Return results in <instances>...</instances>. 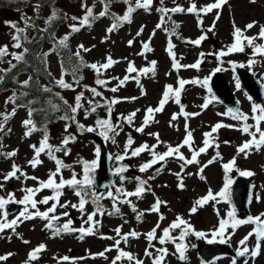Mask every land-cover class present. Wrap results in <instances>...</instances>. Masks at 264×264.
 <instances>
[{
  "label": "rangeland",
  "instance_id": "374dc122",
  "mask_svg": "<svg viewBox=\"0 0 264 264\" xmlns=\"http://www.w3.org/2000/svg\"><path fill=\"white\" fill-rule=\"evenodd\" d=\"M136 2L137 0H130V4L124 3V0H78L76 2H64L67 9V22L60 28V38L62 39L67 36V41L71 42L74 52L80 50L81 45L86 49H90L87 52L80 50V57L86 61V65L103 64L106 62L108 56H111L114 61L118 62L114 63L107 70L102 69L99 76L95 70L86 66L84 73L80 72L78 74L82 79L77 84L76 80L63 72L54 48L48 46L46 52L49 56L51 71L55 81L64 79L74 89L61 88L55 84V90L61 92L69 105H75L77 95L82 92L83 99L81 100V104L83 107L75 114V122L61 119L57 123L47 127L44 131L36 130L32 132L30 136L26 135L27 129L23 123L25 120L31 119L29 113L16 104L6 102L9 97L13 94L16 95V93L10 90L0 92V114H9L7 121H4L2 115H0V126L3 127V131H0V153H10L13 151L17 153L16 156L11 158H6L0 154V182H3L4 175L12 170L14 163L28 176L38 177L42 181H46L49 178L50 172L56 170V164L46 154L41 153L39 159L42 163L40 165H37L35 168L29 165V161L34 158V150L31 146L36 145L39 147L45 134L48 136V143L53 146H61L62 141L69 134L75 137L74 142H70L67 145V148L70 149L68 155H65L63 152H57L55 155L68 166L62 169L65 180L70 179L73 173L77 174V178H82L84 162H96V150L100 148L91 140L98 133L81 132L77 125L83 124L85 127H95L98 120L108 119L107 101L117 98L121 102L112 105L110 119L111 123L120 126L122 131L114 137L115 144L112 143L111 139L107 140L114 157L113 168L126 166L127 158L131 159L134 161V164L129 167L126 166L127 170L123 173L126 179L123 182H121L119 175L118 182L120 186L126 191H135L138 187L139 178V180L147 181L146 187L150 191H146L142 198H126L131 201L129 204L118 202L116 206L120 209L119 213L115 212L113 200L107 198L105 195V198L100 201L104 214H98L95 217L99 221L97 230H95V234H84L83 239L80 238L81 232L78 230L90 227L84 221L87 220V214L95 211V205L91 202L86 204L84 213L69 207L79 217V222H74L68 216L62 215L66 211L58 207L60 212L56 215L60 218L53 220V224L56 227H62L64 223L71 220L70 228L73 231L61 232L55 235L52 230L45 227L49 221H45L40 217L36 220L23 221L16 228L15 233L11 229H6L4 233H0V256L11 255L7 260L0 261V264H24L31 249L30 245L24 243V241H29V243H34L35 241L45 242L47 250L39 254L38 261L41 260L39 264H112L115 251L116 256L118 255L115 248L117 239H120V249L131 252L137 259L143 260V264H152V258L145 256V250L147 249L156 255L155 250L160 247L168 249V264H205L198 257L195 248L204 241L212 239V233L218 230L220 220L229 221V226L226 228V238L236 250L241 247L240 242L245 237H248L249 233L254 231V226L241 224L237 225L234 230L232 229L231 218L228 213L233 211L234 207L229 195L226 199L218 197L219 202L209 201L204 206L199 207L195 213H191L190 210L198 199L207 195L209 190L214 194L220 193L224 188L225 179L230 177L233 180L234 176L242 171L255 173L249 176L254 185L253 201L249 213L251 217L261 216L264 218V146L259 151L253 148L247 156L238 154V147L249 140L250 137L242 134L236 128L224 127L219 129L217 133L213 134L215 137L214 143L219 144V148L217 149L215 146L209 147L205 153H201L198 156L200 164L187 165L183 169L180 167V161L169 158L165 162V167L161 170L162 174H159L161 171L153 173L150 169L140 172V167L151 159L148 152H143L136 157H131L129 153V156L123 161L115 159L117 155L123 154L129 134L134 141L132 148L139 147L144 143L150 146L157 144L155 136L150 134H158L162 143L159 144L156 151L162 153L167 151V145L176 146L185 139L186 123L189 130L192 131L193 148L196 149L203 147L204 134L210 132L212 126L216 123L222 122L225 125H238V122L231 119L229 115H219L220 113H227L228 110L215 101H212L207 109L200 107L205 103L206 99L214 97L213 93H209L208 91L209 88L211 89L209 82L207 86L191 83V81L196 80L203 81L205 78L210 79L217 67L223 69L221 71L230 82L234 94L241 100L243 113L248 114L250 117L252 116V106L257 103L252 101L242 88L236 74L238 67L233 71V64L247 65L249 60L255 59L256 63L251 68L247 66L244 68L250 70L264 84V57L260 55L253 56L252 48L247 47V41L243 39V36H258L260 28L264 26V0H255V3L251 2V0H227V3L221 9H214L207 14L200 13L199 17L194 13L188 12H169L165 16L159 9L162 7L172 9L177 5L187 9L192 3H195L199 9L214 3L215 0H163V4H161L160 0H153L147 11L143 8L136 9L131 14L130 22H120L119 27L109 33L108 30L112 25L118 22L114 17L122 18L124 15H127L128 7H134ZM105 5H107V14L101 16L100 13L105 11ZM89 8L92 9V16L95 19L89 17L88 23L81 24L80 21L87 15ZM217 14H219L218 20L216 19ZM24 15L23 11L3 10L0 12V46L7 45L9 52H20V49L12 47L14 43L12 37L15 30L9 26L8 22L15 23L18 27L24 28ZM46 15H52V12L49 10ZM73 17L78 19L74 20L72 19ZM252 23H254V27L247 29L246 26ZM72 25L78 27L79 31H73ZM158 25L161 26L157 27ZM213 25L214 29L208 31ZM234 25L243 32L241 39L242 44L245 45V49L243 52H232L218 59L216 54L222 50H226L228 46L234 43ZM141 29H143L142 33L137 35ZM202 35L206 36L204 39L205 44H202L203 40L199 45L188 43V41L199 39ZM211 35L215 36L219 42V47L216 49L206 41ZM67 41L68 45L69 42ZM129 41H133L131 46H129ZM170 41L174 45L171 48V53H174L176 57L175 62L181 65L179 68L174 67L172 55L169 52ZM145 42L149 43V47L152 50L141 55L143 43ZM254 43L264 44V40L258 38ZM5 59H11V56ZM153 61H155L154 73L149 71L146 75L139 76L143 93L141 87L134 79H129L123 86L119 87L117 92L113 93L110 91L112 87H116L119 83L117 79H113L114 77L123 79L126 75H138V73H127L129 62L134 64L138 70H142L145 68L151 69V62ZM197 63H199L198 69L183 67L184 65H194ZM7 67V63L0 64V68L6 69ZM98 79L107 80L108 83L105 86H100L97 84ZM181 79L190 82L185 84L181 92V104H176L174 99L170 98L162 112L154 113V121L145 127L144 132H136L135 128L143 125L145 118L144 110L149 107L156 108V103L161 100V95L163 96L166 87L179 88L178 81ZM92 88L101 92L102 96L94 97L90 91ZM182 96L184 97L185 104H182ZM133 97L135 98L134 100L124 99ZM89 100H93L94 103L101 105L97 107L99 110V119L97 121L91 117L87 118L88 115L85 113L92 106L89 105ZM181 105L184 106V112L200 114L191 116L186 121L181 113ZM138 109L139 111H137ZM13 111H15V115H11ZM132 112H136V116L132 126H129L123 117H127ZM174 114L178 118L172 121L171 118ZM248 123L251 125L254 124V121L249 119ZM66 124H70L67 132L65 131ZM260 126L264 129V122H261ZM109 135L112 134L110 133ZM226 141L227 143H225ZM181 152L186 158H191V151L187 146L181 148ZM217 152H219V158H217ZM214 158L215 162L204 168L202 175L205 179L202 180L199 169ZM233 158L236 160L234 169L226 173L223 165L230 162ZM133 168L138 170V174L135 176L131 172ZM94 173L95 170L92 173L93 176ZM177 173L183 179V189L178 187L180 178L176 175ZM149 177L154 178L149 179ZM59 179L60 177L58 176L57 182H59ZM11 185H13L12 188ZM37 186V182L34 180H25L23 178L17 180L13 178L4 182V187L0 190V196L7 197L9 193H14L15 198L19 200L25 195L24 188ZM63 193L64 195L60 198L62 203L66 201L72 204L78 203L79 198L74 195L72 189L65 187ZM103 193L106 194L107 192ZM52 194L51 190L45 189L37 193L35 199L39 201ZM157 198L165 202L164 214L148 211L155 204ZM51 204L52 201H49L46 210ZM133 205L137 209L135 212L132 210ZM22 208L23 206L21 205L20 210ZM109 213L112 214L109 215ZM139 213H143V215L138 220L137 215ZM161 215L163 219H161ZM234 215L236 219H244L235 210ZM178 216L186 217L185 220L192 228L205 233L206 237L197 238L195 235H188L185 241V244L188 245L185 253L186 260H180L178 254H173L176 250L174 244L171 242L160 245L157 240H154L152 242L154 247L149 248L145 235L152 231L159 223L160 227L157 229V237L159 238L162 235V229L168 228ZM13 217L10 216L8 218L11 220ZM26 221H28V224H25ZM30 224L35 227L32 229ZM117 228L121 229V234L135 231L140 236L138 239L132 238L127 247L121 237L117 236L115 231ZM179 234L180 229L171 233L173 237H177ZM105 237H112V239ZM253 240L254 235L247 240V245L250 249L252 248ZM177 242L179 243L180 241ZM109 247H112V250L106 252L105 250ZM20 250L21 252L18 253ZM102 252L105 253L107 259L98 255ZM63 257H68L69 259L64 261L62 260ZM243 262L236 264H243ZM31 264H37V262L32 261ZM117 264H129V262L125 258H122L120 261H117ZM214 264H233V261L225 259ZM248 264H264V242L261 243L259 255L254 259H249Z\"/></svg>",
  "mask_w": 264,
  "mask_h": 264
},
{
  "label": "snow or ice",
  "instance_id": "6c2138e0",
  "mask_svg": "<svg viewBox=\"0 0 264 264\" xmlns=\"http://www.w3.org/2000/svg\"><path fill=\"white\" fill-rule=\"evenodd\" d=\"M153 0H137L135 6H129L127 9V15H124L122 18L114 17L118 22L114 23L112 27L108 30L109 33H111L113 30L119 27L120 22H130L131 19V14L139 8H143L144 10H148L150 5L152 4ZM161 4H163V0H160ZM251 2L255 3V0H251ZM124 3L130 4V0H124ZM227 3V0H215L214 3L209 4L207 6H204L203 8H197V5L195 3H192L187 9L177 5L175 8L172 9H167V8H160L159 11L163 15H167V13H183V12H188V13H194L198 17L200 13L207 14L209 12H212L214 9L218 10L221 9V7ZM107 14V5H105V11L101 12L100 15L103 16ZM89 17H92L95 19V17L92 16V9L87 10V15L83 18V20L80 21L81 24H86L89 22ZM57 19V13L54 11L52 15L48 18L47 23L52 24L54 20ZM72 19L76 20L78 18L73 17ZM163 19V16H162ZM216 19H219V14H217ZM202 23V21H201ZM9 26L14 29V35L12 37L14 43L12 45L13 48L15 49H22L20 52H9L8 46H0V64L7 63L8 68H0V84H3L5 80V76L8 73H11L14 69L17 68L18 64H27V61L25 59V55L28 53V49L23 46V41L27 40V36L25 35L26 29L28 27H33L31 24V21L26 19L25 20V27L20 28L18 27L15 23L8 22ZM161 25H158L157 27H160ZM72 30L73 31H79V28L76 27L75 25H72ZM178 27V25H176ZM234 27V43L230 46L227 47L226 50L220 51L217 55L218 59L222 58L224 56H227L231 54L232 52H243L245 49V45L242 44V36L243 32L240 28ZM254 27V23L248 24L246 26L247 29H251ZM214 29V25L212 28L208 29V31H212ZM143 29L140 30V32L137 33V35H140L142 33ZM154 35V33H153ZM206 36L202 35L199 39L195 41H188V43H194L196 45H199L202 40H204ZM264 40V26L260 28V31L258 33V36L254 37H247L243 36V39L247 41V47H251L253 50V56L260 55L264 57V44H255L254 41L257 39ZM68 37L65 36L64 38L60 39L58 41V47H67V41ZM129 46L133 44V41H129ZM174 45L171 44V41L169 42V52L172 55V59L174 62V67L179 68L181 65L176 63V57L174 53H171V48H173ZM80 50H83L85 52L90 51V49L84 48L83 45L80 46ZM80 50H78L75 55L80 58L81 64H83V59L80 57ZM152 49L149 47V43L145 42L143 43V52L140 54L143 55L145 52H149ZM47 55V54H45ZM203 55V54H201ZM11 56V59H5L6 57ZM15 61V63H13ZM118 61H114L111 56H108L106 58V62L103 64H90L86 65L87 67H90L91 69L95 70L97 75H101V70H107L110 68L114 63H117ZM152 63V68H145L142 70H138L134 64L129 62V67L127 68V73H138L137 76H131V75H126L123 79H120L118 77H114L113 79H117L119 81L118 85L116 87H112L110 89L111 92L115 93L118 91L119 87L123 86L129 79H134L136 83L141 87L142 93H143V88L142 85H140L139 81V76L140 75H146L149 71H152L154 73L155 70V61L151 62ZM223 63V61H221ZM256 63L255 59L249 60L247 65L240 64L236 65L233 64V71H235L236 67H249L251 68L254 64ZM183 67H194V68H199V63L194 64V65H184ZM223 70L221 67H217L214 71L219 72ZM214 74V73H213ZM32 77L29 76L28 79L19 82V87L20 88H30L32 86ZM209 82V78H205L203 81H191V83H198L201 84V86H207ZM76 83H79V80H76ZM108 83L107 80L104 79H98L97 84L100 86H105ZM179 88L174 89L172 86H168L166 91L163 93L162 99L159 102L158 107L156 108H147L146 109V115L143 121V125L141 127L135 128V131L138 133H143L145 127L149 125L150 122L154 121V113H159L164 110L165 104L168 103L169 99L172 98L174 99V102L176 104H181L180 101V96L181 92L184 89L185 84L190 83L189 81L185 80H179ZM55 84L58 85L61 88H68V89H73V86L71 84H68L64 81V79H59L55 81ZM42 91L44 92H52V89L50 87H43ZM90 91L93 93V96H102V93L97 91L95 88L90 89ZM209 93H211V89H208ZM27 92L22 93V95H27ZM62 99V98H61ZM83 99V93H79L76 97V103L75 105H68V110L72 115H64L61 117V119H64L65 121H73L75 122V114L79 111L83 105L81 104V100ZM124 99H135L133 98H124ZM215 99V97H211L209 99H206L205 103L202 104L200 107L202 109H207L209 104L212 103V101ZM17 96L13 94L11 97L8 98L7 103H12L16 104ZM121 102L117 98H113L110 101H107V108H108V119H101L96 122V126H88L85 127L83 124H78V128L81 130V132H97L100 136H102L105 140L111 139L112 143L115 144V136L119 135V132L122 131V128L118 125H113L111 123V111H112V105L117 104ZM32 103V102H30ZM89 105H92L90 108L91 112H96L97 107H100L101 105L99 103H94L93 100L88 101ZM64 104H68L67 101H64ZM19 106V105H18ZM53 109L59 110L58 105H53ZM184 106L181 105V113L185 117V120L191 116H196L199 115L200 113H187L184 112ZM139 111V109L137 110ZM3 117L4 121H7L9 119V114H0ZM11 115H15V111L11 113ZM32 115V109H29V117ZM219 115H229L231 119L235 120L238 122V125H225L222 122L216 123L214 126H212V129L210 132H207L204 134L205 139L203 141V147H200L198 149L193 148V135L192 131L189 130L187 123L185 124V132L186 136L185 139L178 145L172 146V145H167V151L165 152H157L156 148L159 146L162 141H160V137L158 134L152 133L150 135L155 136L157 140V144L154 145H148L147 143L142 144L139 147L132 148V145L134 143L131 135L129 134L127 144L125 146L124 152L121 155H117L115 159L117 161H123L126 157L129 156V152L131 157H136L139 156L143 152H148L151 156V159L144 163L139 171L140 172H145L151 168H153L154 165L161 164L162 162H166L169 158L176 159L180 161V167L181 169L185 168L187 165H192V164H200V161L198 160V156L201 153H205L209 147L215 146L217 149L219 148V144H215V137L214 133H217L219 129L224 128V127H230V128H236V130H239L242 132V134H246L250 137L249 140L245 141L241 146L238 147L237 152L238 154H244L245 156L249 155L251 153V150L255 148L257 151L260 150L262 146H264V129L261 128V122H264V106L258 105V104H253L252 106V116L250 117L248 114H245L239 110H233V109H228L227 113H220ZM136 116V112H132L129 114L127 117H123V119L126 121V123L129 126H132L134 118ZM178 118L176 114L172 116V121H175ZM252 119L254 121V124H249L248 120ZM24 126L27 129L26 135L30 136L32 132L36 131V126L33 123L31 119H27L24 122ZM70 127V124H66L65 126V131H68V128ZM254 129V131H252ZM0 131H3V127L0 126ZM112 135H109V134ZM75 137L71 134L65 137V139L62 141L61 146H53L48 143V136L45 134L44 138L42 139L40 146L37 147L36 145H32L31 147L34 150V158L29 161V165L33 168H35L37 165H40L42 161L39 159L41 153L46 154L49 159L55 161L56 164V170L53 172H50L49 178L46 181L39 180L38 177L35 176H28L23 170L16 165L15 163L12 165V170L8 172L7 174L4 175L3 177V182H0V190L3 189L4 187V182H7L10 179H17L20 180L21 178L28 180H34L37 182V187H28L24 188L23 191L25 195L23 196L22 199L17 200L15 198L14 193H9L7 197L5 196H0V233H4L6 229H11L13 233L16 232V228L19 226L20 223H22L25 220H30L34 219L36 217H40L41 219L45 221H49L46 223L45 227L48 228L49 230H52L55 235L60 234L61 232H66V231H73V229L70 228L71 220L68 222L64 223L62 227H56L52 221L53 220H58L60 217L56 215L57 208H75L79 210L81 213L85 212V206L89 202H91L93 205H95V211L92 213L87 214V220L84 221L86 224H89L90 227L87 229L81 228L78 231L81 232V239H83L84 234H95V230H97V226L99 225V221L95 219V217L99 215H103V209L100 204V201L105 198V195L107 198H110L113 200V206L115 208V212L119 213L120 209L117 207V203H126L129 204L131 201L126 198L130 197H137V198H142L143 194L146 191H150L147 185V181L145 180H139L138 178V187L136 188L135 191H126L123 187L116 188L115 193H119V195H116L112 190L107 191L106 194L104 193H98L95 190V178L92 175V173L95 170L96 167V162L93 161L91 163L89 162H84L83 165V176L82 178H77V174L73 173L72 177L70 179L65 180L63 178L62 174V169L65 167H68L63 163L62 160L58 159L55 153L57 152H63L65 155H68L70 153V149L67 148V145L70 142H74ZM227 143V141L225 142ZM187 146L189 150L191 151V158H186L185 155L181 152V148H184ZM4 155L6 158H11L16 156V152H10V153H0ZM96 155L97 157L100 155V150L97 148L96 150ZM217 158H219V152H217ZM215 158L213 160L208 161L207 164H204L200 169L199 172L201 173L200 178L203 180L205 177L202 175L204 168L208 167L209 164L214 163ZM236 164L235 158H233L230 162L226 163L223 165L224 170L226 173L231 172L234 169V166ZM127 170L126 166H121L117 167L115 169L116 175H120L121 182H123L126 177L123 176V173ZM157 171H160L158 169ZM19 174V175H18ZM255 173L251 171H242L240 172V175L243 176H252ZM180 178V182L178 184V187L183 189L184 184H183V179L180 177V174H176ZM60 177L59 182H57V177ZM154 177H149V179H152ZM232 180L229 177L224 185L223 190L218 193L214 194L211 190L207 193L205 197H201L195 202V205L191 208L190 212L195 213L199 207L204 206L206 203L209 201H217L218 197L219 198H228L229 194V189L232 184ZM65 187H68L72 189L74 195L79 198L78 203L72 204L71 202H61V196L64 195L63 189ZM49 189L52 191V195L46 196L42 198L41 200H36L35 196L37 193ZM153 195H155L153 193ZM49 201H52L51 206L46 210L41 212L40 209L37 207L38 204H44L48 205ZM10 203L13 204H19L22 205L23 208L19 211V214L15 216V218L9 220V210L7 209V205ZM165 202L161 201L160 199H156L155 204L149 209L148 211L150 212H159L161 205L164 204ZM132 210L135 212L137 209L135 208V205L132 206ZM50 214H52L50 216ZM112 213H109L111 215ZM62 215L68 216V212H64ZM143 213H139L137 215V219L139 220ZM229 217L231 218V227L234 230L237 225L241 224H253L255 225L254 231L249 233L248 237H245L244 240L240 242L241 247L237 250L236 256L237 257H244V262L243 264H248L249 259H254L257 255L260 253V246L261 242H264V218L261 216L257 217H248L247 219L240 220L236 219L234 215V210L228 213ZM161 219H163V216L161 215ZM229 226V221L225 220H220L218 230L213 231L212 233V239H209V243H214L218 242L219 243H226L227 238H226V228ZM159 223L156 225V227L146 233V239L148 241V246L149 248H153V241L157 240L160 245H165L168 242H171L175 246V253L173 254H178V257L180 260H186L187 257L185 255L186 250L188 248V245L183 243L185 238L189 235H195L197 238H206L205 233L196 231L195 229L192 228V226L184 220L182 217H177L175 221L172 222V224L168 228L162 229V235L158 238L157 237V229H159ZM180 229V234L177 237H173L171 235L173 230ZM117 236L121 237V239L124 241L125 244L128 243L130 238L133 239H138L140 234L131 231L129 233H124L121 234V229L117 228L116 230ZM255 235L256 241L253 245V247L250 249L247 245V240L249 237ZM107 239H112V237H105ZM177 241H180L179 243ZM24 243H29V241H24ZM120 244V239H117L115 242V248L118 252V255L113 259L112 264H117V261H120L122 258H125L129 264H143V260L137 259L131 252L124 251L119 248ZM45 250L44 245H39L35 249L31 250L28 254L27 260L24 262V264H31L32 261L38 260L39 259V254ZM111 248L106 249L105 251H111ZM156 255L153 254V252L149 250H145V256L151 257L152 258V264H165L166 257L168 255V249L165 247H160L156 248ZM11 254L5 255V256H0V261L7 260ZM98 255L103 256L105 259H107V256H105V253H99ZM69 258L68 257H63L62 260L67 261ZM233 264H236V261L233 260Z\"/></svg>",
  "mask_w": 264,
  "mask_h": 264
},
{
  "label": "trees",
  "instance_id": "16d2710c",
  "mask_svg": "<svg viewBox=\"0 0 264 264\" xmlns=\"http://www.w3.org/2000/svg\"><path fill=\"white\" fill-rule=\"evenodd\" d=\"M65 0H0V10H28L31 14L29 20L33 27L26 29L27 40L23 41V46L29 51L25 55L27 64H18L17 68L5 76L3 84H0V92L13 89L18 93L16 104L33 110L35 126L41 128L56 120L53 105L64 104L61 97L52 89V92H44L42 88L54 82L51 76L45 47L52 44L59 52L63 70L75 74L79 70L80 60L71 53L69 48L58 47L57 30L66 20L63 9ZM76 1V0H72ZM49 9L57 13V19L52 24L45 22L42 11ZM15 63V62H13ZM26 75L31 76L32 86L24 89L20 88L18 78ZM41 80L46 82L42 83ZM27 92L28 94L22 95ZM32 102V103H30Z\"/></svg>",
  "mask_w": 264,
  "mask_h": 264
},
{
  "label": "water",
  "instance_id": "95a60500",
  "mask_svg": "<svg viewBox=\"0 0 264 264\" xmlns=\"http://www.w3.org/2000/svg\"><path fill=\"white\" fill-rule=\"evenodd\" d=\"M239 75L245 89L252 97L259 100L262 106H264V88L262 85L255 81L252 78V75L247 71L240 70ZM212 83L219 101L233 110L240 111L239 102L232 96L228 84L220 73L215 76ZM110 161L111 157L109 153L103 148L101 155L99 156V168L95 178V186L97 191L109 186L115 192L117 188L115 185V174L111 170ZM251 197L252 187L249 184L247 178L238 176L233 186V200L239 213L243 214L248 211L249 205L251 203ZM7 209L9 210V213L15 212L18 209V205L10 203L7 205ZM218 247L219 246L217 245L203 247L201 256L207 262L214 261L215 259L224 256H233L236 260L241 259V257H237L236 253L233 252V250L229 247Z\"/></svg>",
  "mask_w": 264,
  "mask_h": 264
},
{
  "label": "bare ground",
  "instance_id": "6f19581e",
  "mask_svg": "<svg viewBox=\"0 0 264 264\" xmlns=\"http://www.w3.org/2000/svg\"><path fill=\"white\" fill-rule=\"evenodd\" d=\"M108 17V16H107Z\"/></svg>",
  "mask_w": 264,
  "mask_h": 264
}]
</instances>
